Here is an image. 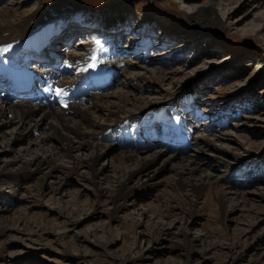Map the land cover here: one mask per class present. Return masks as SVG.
Instances as JSON below:
<instances>
[{
    "label": "rangeland",
    "instance_id": "374dc122",
    "mask_svg": "<svg viewBox=\"0 0 264 264\" xmlns=\"http://www.w3.org/2000/svg\"><path fill=\"white\" fill-rule=\"evenodd\" d=\"M19 1L16 20L49 22L50 34L54 25L58 34L70 27L72 37L58 42L59 34L50 46L63 56L59 67L87 56L88 44L103 34L117 36L104 47L116 48L112 56L122 60L116 61L122 73L96 95L125 92L140 110L119 112L123 124L102 128L90 140L105 146L91 169L82 164L75 173L44 165L15 182L0 174V264H264V0H213L215 24L206 29L192 22L205 0ZM8 2L0 0V10ZM74 17L90 24L76 27ZM109 18L115 28L106 32ZM138 65L161 70L157 82L149 83ZM64 75L76 79L73 70ZM88 110L93 120L106 122L104 112ZM178 118L189 130V144L173 150ZM33 122L12 116L0 122V172L42 153L34 142L52 136L45 123L30 133ZM140 141L144 148L123 147ZM49 144L45 150L54 147ZM90 151L84 147L72 157L87 162ZM156 151L164 156L133 176L126 200L112 203L126 166L111 155ZM169 155L192 158L197 166L190 181L213 183V192L207 186L199 195L174 193L170 183L178 166L163 163ZM60 159L67 166L70 158ZM219 192L222 203L213 195Z\"/></svg>",
    "mask_w": 264,
    "mask_h": 264
},
{
    "label": "bare ground",
    "instance_id": "6f19581e",
    "mask_svg": "<svg viewBox=\"0 0 264 264\" xmlns=\"http://www.w3.org/2000/svg\"><path fill=\"white\" fill-rule=\"evenodd\" d=\"M20 3L22 2L19 0H10L4 10H0V36L7 32L16 31L14 36L0 37V74L4 72L13 74V76L10 77L12 81L8 93H0V122L7 118V116H12V119H16L23 124H31L34 121L30 133H33L35 130L34 127L41 131V124L45 123V127L52 137L49 135H42L40 139L38 138L39 140L34 142V145L38 146L39 150L42 151L41 154L32 155L27 162L18 159L14 160L8 167L14 166L15 170L9 172L4 169L0 174L4 176L8 173L11 174L8 177L6 176V178L15 182L25 178L28 175V169L34 167L36 171H39L42 170L41 168L44 165L60 166L69 172L75 173L82 167V164L86 166L87 169H91L92 165L101 156L99 152H101V149H104L105 146L99 142H90V140H93L95 134L102 128L110 127L118 122L123 124L124 122L122 119L125 117H120L118 115L119 112L125 115H132L129 114L131 111L140 108L139 105H136V98L130 97V95L125 92L117 91L113 92L111 95H96L97 92H94V90L98 89L97 87L102 80L108 83L111 77L113 81L115 74L119 72L122 73V70L117 68L116 62L122 60L111 58L112 56L110 53L107 52V49L105 50L104 42L110 40L109 38H96L97 40L95 39L96 41L94 44H88L89 54L87 56L71 58L61 66L67 71L73 70L77 79L68 80L66 79L67 77L65 78V76L62 75H59V78L56 79L59 71L54 67L57 61H59V58L63 56L60 55L59 58L56 57V63L53 62L52 64H48L42 53L45 52L46 49H51V47L57 43L55 38L59 36V34L60 36L56 39L58 42L72 37L73 34L69 33L70 27L58 34V30H55L56 26L54 23V31L52 30V34H50L51 28L47 25L49 22H42L39 24L32 22V19L16 20L15 18L18 14L17 11L19 10L18 6ZM213 5V0H205V2H203L195 16L192 17L194 25L201 28L205 27L204 29H206V26H214ZM82 24V26H85V23ZM112 28H115L114 19L111 20L109 18L103 30L106 32L112 31ZM116 29L114 30L117 31ZM108 35L113 39L115 37L110 34ZM23 52L26 53L23 55ZM38 62L40 64L45 63L46 69L41 71L37 70L35 64ZM141 66L145 72L149 73V77L147 78L143 73V78H146L149 83H156L158 80L156 74H161V70L151 71L147 67ZM162 78L164 77L162 76ZM87 81H93V84H86ZM105 83L102 84L104 85ZM135 87L138 88L139 86L136 84ZM13 95H22V99L14 100L13 102L9 101ZM109 98L110 101H108ZM31 101L34 102V104H32ZM79 101L88 105L81 106L78 104ZM137 104H139L138 101ZM128 106H132V108L127 110L126 107ZM89 108L97 110L96 112H104L105 117H108L106 122L100 124L93 120L90 112H88ZM184 122L183 118H178L173 123L176 130H178V134L174 139L175 145L173 146V150H177L181 145H184L185 148L188 147L187 132H189V130H183L182 126ZM0 126H3V124ZM125 135H127V131ZM201 141L203 144L209 143L208 139H202ZM49 143L54 147L51 146L50 149L45 150L44 147ZM131 144L140 145L141 148H144L146 145H144L143 141H140L137 144H135V142L123 143V147L129 148ZM151 144L154 143L150 142L147 146H151ZM84 147H87L89 150L91 149V157L88 161L83 162L73 159L72 152L75 150L79 151ZM55 148H58V151ZM61 154L69 156L70 159L66 164L67 166L61 163V159L59 160ZM163 154L164 153L161 151H156L150 156L144 157H141L140 154L133 153L111 155L114 161L120 162L121 166H126V169H123V167L120 169L119 179L116 182L114 181L115 186L112 192L111 202L115 204L118 201L126 200L128 195H130V192H127L126 189L127 183L133 176L145 171L150 164L156 161L157 156L160 158L164 156ZM163 163L178 166L175 170V175L171 182L172 184L170 183L174 193L177 194L178 192H183L185 189H189L194 194L199 195L207 186L210 193L215 189L213 183L205 187L204 182L195 185L196 183L193 184L192 181H190L191 175H193L195 167L197 166L192 158L169 155L166 156ZM131 165L135 167V169L127 170L128 166ZM49 176L50 172H46L44 178L40 180L42 184L45 183V178ZM186 177L188 178L186 179ZM51 190L53 191V189ZM213 195L220 203L223 202V192L214 193ZM233 195L240 198L244 197V195L237 193H233ZM165 212L167 211L165 210ZM1 232H3V230H1Z\"/></svg>",
    "mask_w": 264,
    "mask_h": 264
}]
</instances>
